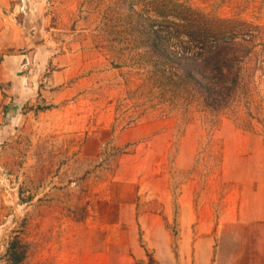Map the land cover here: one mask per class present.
Listing matches in <instances>:
<instances>
[{"label":"rangeland","instance_id":"rangeland-1","mask_svg":"<svg viewBox=\"0 0 264 264\" xmlns=\"http://www.w3.org/2000/svg\"><path fill=\"white\" fill-rule=\"evenodd\" d=\"M16 14L25 58L0 60V264L115 262L125 245L133 264H169L168 234L175 258L182 235L220 264L264 250V0H32ZM218 20L249 40L208 57L243 60L211 111L157 63L184 80L199 62L186 34Z\"/></svg>","mask_w":264,"mask_h":264},{"label":"trees","instance_id":"trees-1","mask_svg":"<svg viewBox=\"0 0 264 264\" xmlns=\"http://www.w3.org/2000/svg\"><path fill=\"white\" fill-rule=\"evenodd\" d=\"M204 26V31H193L186 34L188 37L186 44H190V46H184L181 51L182 56L191 53L190 56L198 59L199 62L196 60L195 65L187 62L189 67L182 78L184 80L180 79L177 66H170L168 62L164 61L158 62L157 65L162 67V72L170 73L167 76V81H164L163 84H167L174 94L185 93V97H196L200 99L203 108L219 111L227 102L231 101L235 94L242 72L243 60H210L208 57L225 56L228 53L225 47L234 42L235 38L248 41L249 36L246 35L244 37L246 39H243L244 34L233 33L230 37H224L227 28L225 20H218L217 30H210L209 26ZM202 56L203 60H201Z\"/></svg>","mask_w":264,"mask_h":264},{"label":"crops","instance_id":"crops-1","mask_svg":"<svg viewBox=\"0 0 264 264\" xmlns=\"http://www.w3.org/2000/svg\"><path fill=\"white\" fill-rule=\"evenodd\" d=\"M16 7L14 0H0V60H23L25 56L21 53H14L15 50L21 49L25 46L23 38L18 39L15 34L16 24L18 23L20 15L16 14ZM183 236V235H182ZM181 236V237H182ZM177 240L176 244L179 248L175 258L171 252V240L169 234L165 240V248L168 251L169 264H220V257L216 253L215 259L205 251L200 253L201 243H192L191 240L186 239ZM151 246V243L148 242ZM206 248V246H204ZM131 253L136 259L143 260L145 258V249L133 239L130 245ZM120 247V256L118 261L113 262V251H85L79 257L75 264H133L132 257L128 256V245ZM193 249L199 250L194 252ZM182 252V253H181ZM232 264H264V250L259 247L253 246L248 249L247 253L243 252V247L239 250L233 249L232 251ZM115 255V254H114Z\"/></svg>","mask_w":264,"mask_h":264},{"label":"built area","instance_id":"built-area-1","mask_svg":"<svg viewBox=\"0 0 264 264\" xmlns=\"http://www.w3.org/2000/svg\"><path fill=\"white\" fill-rule=\"evenodd\" d=\"M17 13H24L28 10L32 0H14Z\"/></svg>","mask_w":264,"mask_h":264}]
</instances>
